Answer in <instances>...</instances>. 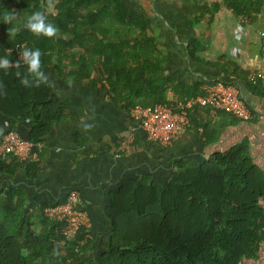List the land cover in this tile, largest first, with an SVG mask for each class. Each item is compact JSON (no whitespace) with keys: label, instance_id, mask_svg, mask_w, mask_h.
<instances>
[{"label":"trees","instance_id":"obj_1","mask_svg":"<svg viewBox=\"0 0 264 264\" xmlns=\"http://www.w3.org/2000/svg\"><path fill=\"white\" fill-rule=\"evenodd\" d=\"M222 6L264 31V0H218L214 10ZM46 8L47 0H0V62L12 61L0 67V118L32 121L27 140L41 143L68 114L67 104L52 95L48 68L65 80L106 83L115 97L124 98L129 111L136 105H174L167 98L171 82L156 56L160 51L149 19L122 0H54L51 11ZM35 11L45 12L59 29L57 36L27 30V18ZM6 12L16 15L10 24L4 23ZM8 29L16 34L8 35ZM24 48L41 51V71L49 83L28 72L21 60ZM244 81L253 93L264 91L262 80ZM202 109L211 110L196 107L190 111L191 122ZM203 128L213 142L223 124L208 122ZM10 131L16 130L0 133V139ZM38 165V159L0 155V264H80L90 245L89 238L80 244L89 234L85 227L62 244L63 224L44 215L50 205L33 206L23 190L4 183L5 176L21 169L31 175ZM11 197L16 207L10 206ZM263 202L264 172L251 157L248 142L201 164L181 163L168 184L149 177L127 182L113 194L111 237L93 264L256 262L264 249Z\"/></svg>","mask_w":264,"mask_h":264},{"label":"crops","instance_id":"obj_2","mask_svg":"<svg viewBox=\"0 0 264 264\" xmlns=\"http://www.w3.org/2000/svg\"><path fill=\"white\" fill-rule=\"evenodd\" d=\"M122 1L151 21L150 32L160 51L156 56L164 78L171 82L167 98L173 106L181 96L208 94L221 80L240 86L253 117L242 120L219 110H198L187 132L165 147L135 130L139 121L106 83L65 80L46 69L52 95L67 104L68 114L38 144L37 169L31 175L21 169L3 179L23 190L33 206L64 203L72 192L81 193L90 245L80 264H93L105 252L112 233L113 194L125 183L149 177L168 184L181 163L201 164L243 142H248L251 157L264 172V91L253 93L244 81L264 64L262 30L248 19L241 21L226 6L214 10L218 0ZM208 122L223 124L216 141L209 142L204 134L203 124ZM87 125L93 127L84 131ZM8 130L30 139L32 121L1 117L0 133ZM8 201L17 206L12 197ZM247 264H264V249L258 261Z\"/></svg>","mask_w":264,"mask_h":264},{"label":"built area","instance_id":"obj_3","mask_svg":"<svg viewBox=\"0 0 264 264\" xmlns=\"http://www.w3.org/2000/svg\"><path fill=\"white\" fill-rule=\"evenodd\" d=\"M240 20L244 21L247 18L241 17ZM260 47L264 51V31L260 32ZM251 78L264 82V64ZM196 107L210 108L212 111L224 110L242 120H250L253 117V112L242 97L240 86L221 80H218L206 95H198L183 101L177 100L175 106L136 105L130 110V114L140 123L135 130L140 129L146 134L148 140L169 147L190 128V111ZM37 146V143L24 139L18 132L10 131L3 139H0V155L13 154L20 160H35L39 155ZM83 205L81 193L74 191L66 202L50 205L44 209V215L47 218L63 224L62 244L76 238L82 228L87 226ZM87 238L89 237L87 236L80 244L85 245Z\"/></svg>","mask_w":264,"mask_h":264},{"label":"clouds","instance_id":"obj_4","mask_svg":"<svg viewBox=\"0 0 264 264\" xmlns=\"http://www.w3.org/2000/svg\"><path fill=\"white\" fill-rule=\"evenodd\" d=\"M54 7V0H47V8L46 11H51V9ZM4 23L10 24L13 20L16 19V15L14 12H6L4 14ZM25 27L27 30L32 32L36 36H44L48 38H53L57 36L59 33L58 27L49 22L47 15L45 12L42 11H35L33 12L28 18ZM16 30L15 29H8V35H15ZM42 53L39 49H32L24 48L21 52V60L23 63L27 64L28 72L31 73L34 77L42 80L44 83H49L48 78L44 75V73L41 71L42 69V61H41ZM12 63L11 60L8 58H5L2 62H0V67L7 68L9 64ZM19 64V62H16ZM26 81H22L24 83ZM93 126L87 125L83 127L84 131L91 130Z\"/></svg>","mask_w":264,"mask_h":264},{"label":"rangeland","instance_id":"obj_5","mask_svg":"<svg viewBox=\"0 0 264 264\" xmlns=\"http://www.w3.org/2000/svg\"><path fill=\"white\" fill-rule=\"evenodd\" d=\"M35 220H37V219H35Z\"/></svg>","mask_w":264,"mask_h":264}]
</instances>
